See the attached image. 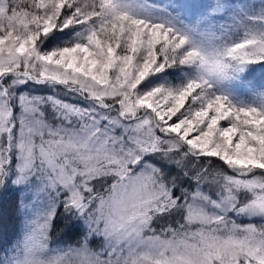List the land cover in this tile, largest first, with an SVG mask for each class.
<instances>
[{"label":"snow or ice","instance_id":"obj_1","mask_svg":"<svg viewBox=\"0 0 264 264\" xmlns=\"http://www.w3.org/2000/svg\"><path fill=\"white\" fill-rule=\"evenodd\" d=\"M9 191L0 264H264V0H0Z\"/></svg>","mask_w":264,"mask_h":264},{"label":"trees","instance_id":"obj_2","mask_svg":"<svg viewBox=\"0 0 264 264\" xmlns=\"http://www.w3.org/2000/svg\"><path fill=\"white\" fill-rule=\"evenodd\" d=\"M257 78L259 74L257 73ZM37 93L45 94L47 93L44 89H35ZM16 203H17V193L14 191H9L3 197H0V239L5 242L11 240L14 237V230L17 227L18 221L16 217ZM54 235L64 238L63 231L60 228L56 229ZM71 239H75L72 237ZM71 242V240H69Z\"/></svg>","mask_w":264,"mask_h":264},{"label":"rangeland","instance_id":"obj_3","mask_svg":"<svg viewBox=\"0 0 264 264\" xmlns=\"http://www.w3.org/2000/svg\"><path fill=\"white\" fill-rule=\"evenodd\" d=\"M38 94H42V93H38ZM45 94H48V93H45ZM15 229H17V227H16ZM15 232H16V230H14V233H15ZM15 234H16V233H15ZM15 234H14V235H15ZM12 238H13V237H12Z\"/></svg>","mask_w":264,"mask_h":264}]
</instances>
